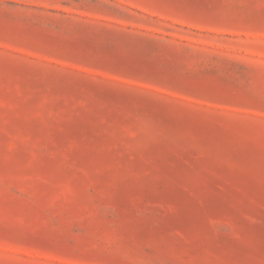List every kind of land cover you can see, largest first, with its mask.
Segmentation results:
<instances>
[{
	"label": "rangeland",
	"instance_id": "obj_1",
	"mask_svg": "<svg viewBox=\"0 0 264 264\" xmlns=\"http://www.w3.org/2000/svg\"><path fill=\"white\" fill-rule=\"evenodd\" d=\"M0 264H264V0H0Z\"/></svg>",
	"mask_w": 264,
	"mask_h": 264
}]
</instances>
